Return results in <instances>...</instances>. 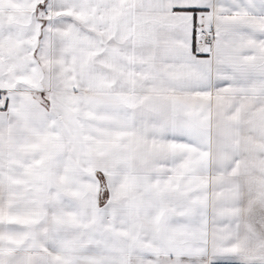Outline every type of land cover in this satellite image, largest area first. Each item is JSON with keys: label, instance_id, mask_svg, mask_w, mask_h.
Instances as JSON below:
<instances>
[{"label": "snow or ice", "instance_id": "obj_1", "mask_svg": "<svg viewBox=\"0 0 264 264\" xmlns=\"http://www.w3.org/2000/svg\"><path fill=\"white\" fill-rule=\"evenodd\" d=\"M0 264H264V0H0Z\"/></svg>", "mask_w": 264, "mask_h": 264}]
</instances>
